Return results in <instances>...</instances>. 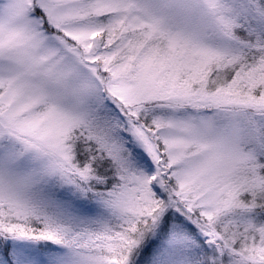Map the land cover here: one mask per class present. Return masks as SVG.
<instances>
[{
	"label": "snow or ice",
	"instance_id": "1",
	"mask_svg": "<svg viewBox=\"0 0 264 264\" xmlns=\"http://www.w3.org/2000/svg\"><path fill=\"white\" fill-rule=\"evenodd\" d=\"M0 264H264V0H0Z\"/></svg>",
	"mask_w": 264,
	"mask_h": 264
}]
</instances>
